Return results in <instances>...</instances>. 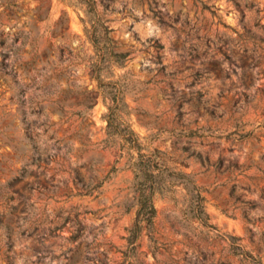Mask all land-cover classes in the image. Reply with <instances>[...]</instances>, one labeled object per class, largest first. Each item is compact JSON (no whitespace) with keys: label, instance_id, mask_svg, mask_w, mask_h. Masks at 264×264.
Listing matches in <instances>:
<instances>
[{"label":"rangeland","instance_id":"374dc122","mask_svg":"<svg viewBox=\"0 0 264 264\" xmlns=\"http://www.w3.org/2000/svg\"><path fill=\"white\" fill-rule=\"evenodd\" d=\"M0 0V264H264V0ZM127 52L143 151L203 187L154 195L134 234L138 151L106 146L86 26ZM102 26V28H104Z\"/></svg>","mask_w":264,"mask_h":264},{"label":"trees","instance_id":"16d2710c","mask_svg":"<svg viewBox=\"0 0 264 264\" xmlns=\"http://www.w3.org/2000/svg\"><path fill=\"white\" fill-rule=\"evenodd\" d=\"M81 1L86 4L88 12L97 14V0ZM102 26L99 27V24L92 22L91 26H86V31L97 47V51H102L101 57L92 62V68L93 76L98 81L99 92L105 99H108V110L103 115L107 120V137L103 139V142L106 146L120 144L138 151V156L132 160L135 173L134 188L138 193V208L132 232L136 234L143 222H146L151 230L158 214V209L153 201L154 195L160 193L163 196H172L176 185L186 188L193 216L207 224L209 216L205 209L203 187L196 182L191 173L173 169L167 172L170 167L164 162V158L155 151H143L144 146L139 134L133 128L130 120L125 117L129 110L124 88L116 80H108L103 77L102 73L108 65L122 64L128 53L115 50L114 44L111 41H106L107 38L111 40L108 35L110 28L107 25H104V28Z\"/></svg>","mask_w":264,"mask_h":264}]
</instances>
